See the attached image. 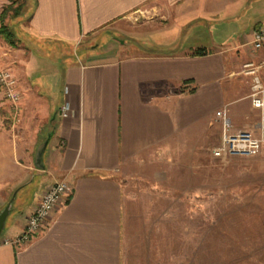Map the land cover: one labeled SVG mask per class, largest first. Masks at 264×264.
Masks as SVG:
<instances>
[{
    "label": "crops",
    "instance_id": "0c3cea01",
    "mask_svg": "<svg viewBox=\"0 0 264 264\" xmlns=\"http://www.w3.org/2000/svg\"><path fill=\"white\" fill-rule=\"evenodd\" d=\"M22 1L25 96L18 128L0 111V211L20 188L31 185V198L17 200L0 264H161V212L157 223L150 211L131 212L133 180L167 154H207L218 110L228 111L234 131L256 127L242 67L259 58L247 48L251 30L264 24V0ZM138 11L157 17L134 26ZM164 26L173 29L169 39L157 35ZM110 34L132 41L115 38L123 50L106 59L45 62L58 46ZM64 103L67 116L59 114ZM46 140L40 169L35 153ZM63 179L71 192L41 233L19 247L3 243Z\"/></svg>",
    "mask_w": 264,
    "mask_h": 264
},
{
    "label": "rangeland",
    "instance_id": "374dc122",
    "mask_svg": "<svg viewBox=\"0 0 264 264\" xmlns=\"http://www.w3.org/2000/svg\"><path fill=\"white\" fill-rule=\"evenodd\" d=\"M14 1L6 0L3 7L16 8L21 0ZM154 15L152 12L138 11L131 15L130 24L135 26L157 17ZM26 17L24 7L19 15L9 12L6 24L14 33L12 45L0 36V68H8L15 74L19 87L21 85L23 89V97L24 83L19 71L22 59L27 55L23 39ZM172 30L170 26L159 27L157 35L169 39ZM190 32L191 29L186 30V33ZM207 35L204 36L209 37ZM115 38L124 40L127 45L132 41L114 34L95 37L74 49L58 46L55 55L45 62H56L62 66L76 57L89 59V62L98 56L106 59L118 55L123 46ZM140 45L143 51L152 50ZM247 49L251 51L253 48L250 45ZM253 55L259 56L253 63L260 64L263 60L260 53L254 50ZM259 73L264 82V67ZM38 76L39 73L35 74L34 80H38ZM43 81L46 82L41 76ZM254 110L257 113L256 127L244 130L257 131L261 112ZM0 111L3 112L2 120L15 129L22 123V114L15 120L7 107ZM232 131L236 132L233 128ZM221 132L222 126L218 120L211 126V143L207 154L186 157L167 154L146 174H141L139 183L137 179L133 180L130 189L131 212L142 214L143 211H150L149 217L155 216L156 223L161 212V264H264V149L254 155L216 158L211 150L219 145ZM216 138H219L217 143ZM29 186H25V192L21 194L24 204L31 198L28 195ZM17 200L15 196L6 224L17 210ZM150 223L153 221L150 220ZM5 234L4 229L0 239Z\"/></svg>",
    "mask_w": 264,
    "mask_h": 264
},
{
    "label": "built area",
    "instance_id": "2783aa9c",
    "mask_svg": "<svg viewBox=\"0 0 264 264\" xmlns=\"http://www.w3.org/2000/svg\"><path fill=\"white\" fill-rule=\"evenodd\" d=\"M250 44L255 51L261 53L263 60L260 64L246 63L242 67V74L250 77L249 99L252 108L261 112V119L257 131L240 130L233 132L232 121L226 109L215 113L217 120L222 126L220 143L212 148L211 154L216 158H227L233 155H254L264 149V82L260 77L259 70L264 67V24L254 27L250 33ZM23 92L19 87L18 80L8 68H0V109L7 107L13 119L17 120L21 111ZM69 104L64 103L59 114L67 116ZM71 192L68 181L60 180L40 195L36 206L27 216L23 231L3 243L15 247L22 246L41 233L51 220L54 213L64 203L66 196Z\"/></svg>",
    "mask_w": 264,
    "mask_h": 264
},
{
    "label": "trees",
    "instance_id": "16d2710c",
    "mask_svg": "<svg viewBox=\"0 0 264 264\" xmlns=\"http://www.w3.org/2000/svg\"><path fill=\"white\" fill-rule=\"evenodd\" d=\"M17 1L18 0L14 1V3H16ZM23 7H24V1L21 0L19 2V5L16 6V8H12L11 6H4L0 13V36L5 38L6 41L11 45L13 44L11 39L14 37V33L8 29V25L6 24V18L8 17L9 12H12L13 15H19ZM195 53H200V52L196 51ZM23 188H20L18 190L17 195H16V200L21 198L20 192L23 190ZM15 204L16 203H14V205Z\"/></svg>",
    "mask_w": 264,
    "mask_h": 264
},
{
    "label": "water",
    "instance_id": "95a60500",
    "mask_svg": "<svg viewBox=\"0 0 264 264\" xmlns=\"http://www.w3.org/2000/svg\"><path fill=\"white\" fill-rule=\"evenodd\" d=\"M47 143H48L47 140L44 141L43 143H41L38 146V148L36 150L34 160H35V166L37 168L42 169L44 167V165H43V154H44V151L46 149ZM16 193H17V190L13 193L10 200L7 202V204L0 211V235L6 227V220L12 211L13 201L15 199Z\"/></svg>",
    "mask_w": 264,
    "mask_h": 264
}]
</instances>
